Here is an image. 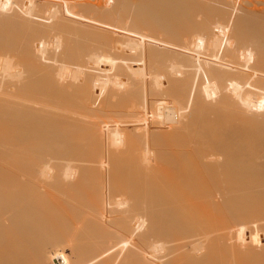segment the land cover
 <instances>
[{
    "label": "bare ground",
    "instance_id": "bare-ground-1",
    "mask_svg": "<svg viewBox=\"0 0 264 264\" xmlns=\"http://www.w3.org/2000/svg\"><path fill=\"white\" fill-rule=\"evenodd\" d=\"M123 1L0 0L8 264H264V12ZM14 171L40 192L6 210Z\"/></svg>",
    "mask_w": 264,
    "mask_h": 264
},
{
    "label": "rangeland",
    "instance_id": "rangeland-1",
    "mask_svg": "<svg viewBox=\"0 0 264 264\" xmlns=\"http://www.w3.org/2000/svg\"><path fill=\"white\" fill-rule=\"evenodd\" d=\"M92 2H94L93 4H98V5H101L102 7V11L104 12V14H102V13H98V15H100L99 16V18L100 17H105V18H100L102 21H104V20H108V21H113V24H114V21H116V19H111V20H109L110 18H109V15H105V13H111V10L114 8L113 7V5L116 7V3L115 2H117V1H119V0H96V1H94V0H91ZM122 2H124L123 0H121ZM128 0H126V2H127ZM158 1V3H156V5H153V3H155V1L154 2H152L151 3V1L150 0H146V1H144V0H136V1H134V2H132L131 4L129 3V2H127V4L129 5L128 6V8L126 9V10H122V12H127V11H129V12H127V13H123L122 15H125L124 16V18L126 19V22H128V23H126L125 22V19L123 20L128 26H130L131 24H129V23H132V19H131V17H133V15H134V13H137L136 11H137V9H139V8H137V7H147L148 6V8H149V6H151V4L153 5V6H151V7H154V6H159V5H161V3H162V0H157ZM195 1H198V2H204V1H209L211 4H213V5H216V1H213V0H195ZM232 3H230V5L231 4H233V5H231V6H233L232 8H231V6L230 7H228L229 8V10L232 12V15H233V17L231 16V19H230V23H229V26H230V28H232V25H234V21H235V19L234 18H236L238 15L240 16L241 14H243L244 12H253V11H255L256 12V10H257V12H259V11H262V12H264V0H232L231 1ZM237 2V3H236ZM125 3V2H124ZM163 4V3H162ZM239 4V5H238ZM243 4V5H242ZM244 5H245V7H244ZM130 7V8H129ZM243 7H244V9H243ZM136 8V9H135ZM231 8V9H230ZM122 9V8H121ZM241 9V10H240ZM114 10H115V8H114ZM114 10H112V11H114ZM144 10V9H143ZM244 10V11H243ZM121 10H119L118 11V13L120 12ZM140 11V10H139ZM236 11V12H235ZM241 11V12H240ZM131 12V13H130ZM243 12V13H242ZM197 13V12H196ZM195 13V14H196ZM240 13V14H239ZM254 13V12H253ZM119 14H121V12L119 13ZM128 14H129V17H128ZM199 15V16H198ZM203 15H204V17H205V15L206 14H203L202 12L200 13V12H198L196 15H195V19H196V21H202V19L204 18L203 17ZM127 16V17H126ZM128 18V19H127ZM216 18V15H215V13L214 12H211V14L209 15V19H215ZM208 19V20H209ZM129 20H131V22H129ZM234 20V21H233ZM107 21V22H108ZM112 21H111V23H112ZM122 21V22H123ZM121 22V24L119 23L118 25L119 26H121V27H123V25L124 26H126L125 24H123ZM164 22V21H163ZM232 22V23H231ZM110 23V22H109ZM116 23H117V21H116ZM115 23V24H116ZM117 25V24H116ZM128 26H126V27H128ZM215 33H217V32H215ZM160 35H161V38H162V36H163V34H161V33H159ZM227 35H228V33H226ZM225 34V37H227V35ZM116 36V38L117 39H119L120 38V36H118V35H114L113 37H115ZM119 37V38H118ZM225 37H224V39H225ZM115 38V39H116ZM189 38V37H188ZM53 40V41H52ZM56 39H51V43H50V46H49V49L50 50H55L56 48H57V46L56 45H58V40H56ZM185 40V39H184ZM186 40H187V38H186ZM185 40V41H186ZM188 40H190V39H188ZM226 40V39H225ZM55 41V42H54ZM50 42V41H49ZM56 47V48H55ZM148 72V71H147ZM146 72V73H147ZM65 73V72H64ZM154 98H156L155 96H151L150 97V99H151V101H154L155 99ZM157 98H158V96H157ZM156 98V99H157ZM160 98V97H159ZM150 112H151V110H150ZM102 114V113H101ZM149 114H151V113H149ZM105 114L103 113V116H104ZM102 115H97V118H92V119H95V120H98V121H100L101 123L103 122V120H107V117L109 116V115H107L106 116V118H104ZM110 117V116H109ZM109 117H108V120L107 121H109ZM101 118V119H100ZM110 119L114 122L115 120V118H112V117H110ZM149 119L151 120L152 119V116H150L149 117ZM111 120H110V122H111ZM149 120V121H150ZM97 121V122H98ZM107 121H104V123H102V125L104 124H106V122ZM109 122H107V124H108ZM151 124V123H150ZM164 125H166L165 127H167V123H163L161 126H163L164 127ZM58 161V160H57ZM55 161V164L54 163H52V169L53 168H55V166L57 167V164H59V165H62V163H64V162H62V161ZM51 169V170H52ZM50 170V171H51ZM53 172H54V170H52L51 172H49L48 171V173H47V175H41V174H36V175H34V177L33 176H31V178L29 177L30 175L29 174H27L26 172H22V171H14L13 172V174H11V180H12V183H13V185H12V188H11V191H13L14 192V194H15V196L13 197V198H10V199H8V200H6V201H4L3 202V205L5 204V206H4V208L6 209V210H12L13 208H14V210H15V208H16V206H18L20 203H22V202H17L18 200H23V202L24 201H28L27 200V198H34V197H37V195H38V193L40 192V190H42V180L44 179H47L48 178V175H51V174H53ZM51 173V174H50ZM60 173H62V172H60ZM57 174V176H59L58 178L59 179H61V177H62V179L63 178H65V177H68V175H74V171H73V173L72 172H70L69 174H66V176H64V174L62 175V174ZM27 177H29V178H27ZM28 179V183H29V185L30 184H32L31 186L33 187V188H37L38 189V187H39V189L40 190H36L35 191V189H31L32 187H27V185H25V186H23V185H21L22 184V182L25 180V179ZM39 179V180H38ZM30 180V181H29ZM32 180H33V183H30V182H32ZM35 180H37V183H34V182H36ZM132 181L134 180V179H131ZM47 181H49V180H46V182ZM134 181H136V180H134ZM38 182H39V184H38ZM132 183V182H131ZM136 183H138V181L136 182ZM33 184H35V185H33ZM133 185H134V182H133ZM37 186V187H36ZM43 191H44V188H43ZM38 192V193H37ZM42 193V192H41ZM40 193V194H41ZM33 194H35V196L33 195ZM34 207H35V209H39L40 207H39V205H37V203H35V205H34ZM32 212H30V213H26L25 212V214H24V216L22 217V222H21V225H23V226H26V225H28L29 224V222H30V220H31V214ZM26 214H28V215H26ZM0 216H1V214H0ZM7 226V224H4V221H1V219H0V233H2V230L5 228ZM13 254H14V251H12V250H4V251H2L1 249H0V264H8L9 263V259H11V257L13 256Z\"/></svg>",
    "mask_w": 264,
    "mask_h": 264
}]
</instances>
